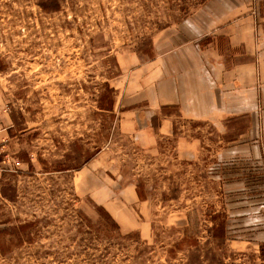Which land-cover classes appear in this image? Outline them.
<instances>
[{
    "label": "rangeland",
    "instance_id": "rangeland-1",
    "mask_svg": "<svg viewBox=\"0 0 264 264\" xmlns=\"http://www.w3.org/2000/svg\"><path fill=\"white\" fill-rule=\"evenodd\" d=\"M51 1L0 0V115L10 126L0 151V264H264L252 243L222 240L223 196L237 183L225 189L209 177L208 155L177 161L173 141L144 152L118 132L117 94L112 111L100 110L117 59L152 60V41L207 0H55L57 12ZM120 167L122 182L150 202L141 234L120 231L78 186L81 168H100L110 186ZM243 179L246 189L232 193L254 197L260 189Z\"/></svg>",
    "mask_w": 264,
    "mask_h": 264
},
{
    "label": "crops",
    "instance_id": "crops-1",
    "mask_svg": "<svg viewBox=\"0 0 264 264\" xmlns=\"http://www.w3.org/2000/svg\"><path fill=\"white\" fill-rule=\"evenodd\" d=\"M151 45L150 61L130 55L117 59L120 72L112 79V88L118 97V132L152 155L159 153L161 143L173 141V155L183 163L208 155L213 163L207 168L209 177L220 176V187L225 189L237 183L222 200L228 234L240 235L230 234V242L239 239L260 249L264 243V0H207L190 20L173 31H162ZM183 124L193 125V131ZM204 126L207 136L196 134ZM9 128L0 115L1 152L7 147ZM205 138L212 145L209 149L203 146ZM218 143L223 145L214 150ZM237 166L252 168H233ZM121 169L106 186L108 174L102 173L99 182L100 168L86 172L81 168L78 186L120 231L141 234L149 230L145 220L150 202L136 185L122 182ZM244 177L260 189L254 197L232 193L246 189ZM233 196L235 200L229 201Z\"/></svg>",
    "mask_w": 264,
    "mask_h": 264
},
{
    "label": "trees",
    "instance_id": "trees-1",
    "mask_svg": "<svg viewBox=\"0 0 264 264\" xmlns=\"http://www.w3.org/2000/svg\"><path fill=\"white\" fill-rule=\"evenodd\" d=\"M51 3L54 5V6L52 7V10H53L54 12L59 11V6H58L57 2H56L55 0H52ZM39 7H40L42 10H47V9H48V7H46L44 3L39 4ZM113 93H114V89L111 88V87H108V86H107V89H106L107 104H105V105H101V106H100V110H102V111H112V109H113V101H112V98L109 99V95H111V94H113ZM105 215L111 220V218L108 216L107 213H105ZM213 217H214V216H213ZM213 217H211V221H212V222H213V221L215 222L217 216H215L214 218H213ZM111 221H112V220H111ZM112 222H113V221H112ZM227 225H228V219L225 218V215H223V221L221 222V225H220V224H219V226L216 225V227H218V230H222V231H223L220 235L223 236V237H222V240H224V241H229V240L231 239V237H232L230 234H228ZM222 227H223V228H222ZM220 228H222V229H220ZM209 231H210V230H209ZM210 232H212V230H211ZM210 235H211V234H210ZM211 236H212L213 238L216 237L215 235H211ZM127 237L130 238V237H131V234L127 235ZM196 244H197V242H196ZM178 245H179V244H175L174 247L177 248ZM259 247H260V249H259L260 253H264V243L260 244Z\"/></svg>",
    "mask_w": 264,
    "mask_h": 264
}]
</instances>
